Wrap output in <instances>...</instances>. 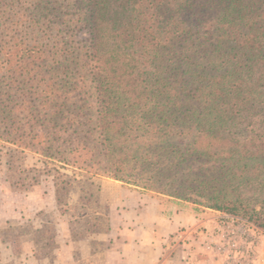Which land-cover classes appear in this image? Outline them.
<instances>
[{
    "label": "trees",
    "instance_id": "obj_1",
    "mask_svg": "<svg viewBox=\"0 0 264 264\" xmlns=\"http://www.w3.org/2000/svg\"><path fill=\"white\" fill-rule=\"evenodd\" d=\"M37 96L47 113H15ZM35 138L80 175L264 227V0H0V139Z\"/></svg>",
    "mask_w": 264,
    "mask_h": 264
},
{
    "label": "rangeland",
    "instance_id": "obj_2",
    "mask_svg": "<svg viewBox=\"0 0 264 264\" xmlns=\"http://www.w3.org/2000/svg\"><path fill=\"white\" fill-rule=\"evenodd\" d=\"M73 95L70 103L75 99ZM35 96H31V99ZM15 99V103L20 100L18 95ZM31 99L27 100L26 110L18 107L15 113L27 116L35 110L37 113L48 112L44 103H41L42 97L35 98L34 104L37 107L33 109ZM77 105L80 104H75L70 110ZM39 141V138H35L28 148H23L0 139V233L17 255L16 264H23L25 261L27 264V249H33L39 256L53 260L60 243L67 238H72L83 248L87 247L93 252L105 249L107 242L99 240L98 237L108 230L109 217L105 212L114 203L112 200L122 189L121 184L105 176L80 175L72 168L50 161L41 152H37L42 147ZM109 181L113 185L105 187L104 183ZM202 209L204 208H197ZM235 217L244 223L241 232L244 231V238H248L244 245L252 239L256 242L261 237L264 239V227L247 218ZM226 235L227 230H224L221 239L224 243L222 253L233 261L229 257L231 252L241 251L242 255L244 248L242 244V247L237 246L239 244L236 245L234 239L225 244ZM256 247L254 255L259 253ZM23 254L26 259L20 260L24 257ZM247 254L248 252L246 256ZM251 254L252 252L242 259L248 263L254 256Z\"/></svg>",
    "mask_w": 264,
    "mask_h": 264
},
{
    "label": "crops",
    "instance_id": "obj_3",
    "mask_svg": "<svg viewBox=\"0 0 264 264\" xmlns=\"http://www.w3.org/2000/svg\"><path fill=\"white\" fill-rule=\"evenodd\" d=\"M114 181L120 183L122 189L105 212L109 227L98 237L107 242L105 249L93 252L67 238L60 243L53 260L27 249V264L247 263L243 259L230 261L222 253L224 230H227L225 244L234 239L237 246L245 247L244 241L246 243L248 238H244V231L241 232L244 223L237 217L213 209L197 210L192 203L132 189ZM104 184L106 187L112 183ZM263 241L262 237L258 239L259 253L253 256V264H264ZM23 256L20 260L26 259V255ZM16 258L10 243L5 242L0 233V264H16Z\"/></svg>",
    "mask_w": 264,
    "mask_h": 264
},
{
    "label": "built area",
    "instance_id": "obj_4",
    "mask_svg": "<svg viewBox=\"0 0 264 264\" xmlns=\"http://www.w3.org/2000/svg\"><path fill=\"white\" fill-rule=\"evenodd\" d=\"M256 245H257V242L254 240V239H252L251 241H250V243H248V244H246L245 245V247H244V249L242 250V255H241V251H239V253H237V252H235V251H233V252H231V256H229L230 257V259H232L233 261H236V262H239L241 259H242V257L243 258H247V256H249V254L252 252V254L251 255H254V248L256 247ZM240 250V249H239ZM246 252H248V254H247V256H246ZM246 256V257H245ZM251 257V256H250ZM254 260V258H253V256H252V259H249V262H248V264H250L252 261Z\"/></svg>",
    "mask_w": 264,
    "mask_h": 264
}]
</instances>
